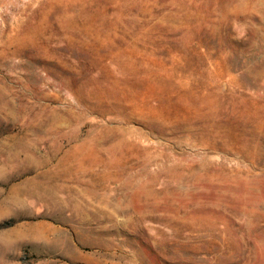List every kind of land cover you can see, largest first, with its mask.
Wrapping results in <instances>:
<instances>
[{"label": "rangeland", "instance_id": "obj_1", "mask_svg": "<svg viewBox=\"0 0 264 264\" xmlns=\"http://www.w3.org/2000/svg\"><path fill=\"white\" fill-rule=\"evenodd\" d=\"M0 264H264V0H0Z\"/></svg>", "mask_w": 264, "mask_h": 264}]
</instances>
